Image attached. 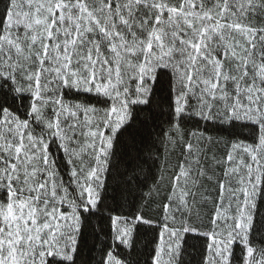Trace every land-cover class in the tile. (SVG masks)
I'll return each instance as SVG.
<instances>
[{
    "label": "snow or ice",
    "instance_id": "1",
    "mask_svg": "<svg viewBox=\"0 0 264 264\" xmlns=\"http://www.w3.org/2000/svg\"><path fill=\"white\" fill-rule=\"evenodd\" d=\"M0 264H264V0H0Z\"/></svg>",
    "mask_w": 264,
    "mask_h": 264
}]
</instances>
